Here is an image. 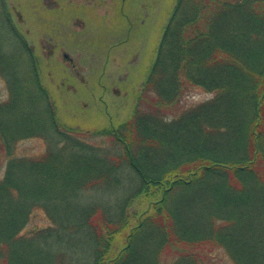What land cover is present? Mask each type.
<instances>
[{
	"label": "trees",
	"instance_id": "obj_1",
	"mask_svg": "<svg viewBox=\"0 0 264 264\" xmlns=\"http://www.w3.org/2000/svg\"><path fill=\"white\" fill-rule=\"evenodd\" d=\"M15 32L28 67L0 50V262L161 264L180 251L171 264H203L210 245L233 264H264V0H177L129 117L89 132L61 122L40 60ZM185 89L214 94L182 106ZM31 109L37 125L17 133L33 122L18 112ZM32 136L45 151L17 156ZM107 195L115 200H94ZM38 208L50 224L21 234Z\"/></svg>",
	"mask_w": 264,
	"mask_h": 264
},
{
	"label": "rangeland",
	"instance_id": "obj_2",
	"mask_svg": "<svg viewBox=\"0 0 264 264\" xmlns=\"http://www.w3.org/2000/svg\"><path fill=\"white\" fill-rule=\"evenodd\" d=\"M176 1L0 0V50L14 53L18 64L27 68L24 47L15 31L22 34L40 60L44 85L59 102L56 107L61 122L89 132L103 126L107 116L115 120L129 117ZM213 94L185 89L181 105H193ZM8 98L9 85L0 73V103ZM18 115L23 119L31 117L33 122L17 133L34 130V110L27 117L21 111ZM0 116L6 122V114ZM49 129L46 131L54 141V131ZM6 130L10 134L13 126L6 124ZM96 142L107 144L108 138H98ZM14 149L17 156L36 155L45 151L46 141L40 136L21 138ZM6 159V148L0 143V177L6 174ZM98 198L110 202L115 195L96 196L94 200ZM142 208L143 204L135 201L126 209L130 226L136 223ZM49 224L45 212L38 208L21 234ZM126 236L119 237L115 250L124 245ZM179 253L164 252L161 264H171ZM199 254L203 264H233L221 246H201Z\"/></svg>",
	"mask_w": 264,
	"mask_h": 264
},
{
	"label": "flooded vegetation",
	"instance_id": "obj_3",
	"mask_svg": "<svg viewBox=\"0 0 264 264\" xmlns=\"http://www.w3.org/2000/svg\"><path fill=\"white\" fill-rule=\"evenodd\" d=\"M121 1H123V2H124V1H126V0H121Z\"/></svg>",
	"mask_w": 264,
	"mask_h": 264
}]
</instances>
